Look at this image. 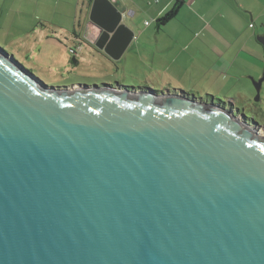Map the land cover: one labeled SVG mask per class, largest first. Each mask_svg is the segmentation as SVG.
<instances>
[{
  "label": "water",
  "instance_id": "95a60500",
  "mask_svg": "<svg viewBox=\"0 0 264 264\" xmlns=\"http://www.w3.org/2000/svg\"><path fill=\"white\" fill-rule=\"evenodd\" d=\"M142 90L49 86L0 49V264H264V129Z\"/></svg>",
  "mask_w": 264,
  "mask_h": 264
},
{
  "label": "crops",
  "instance_id": "0c3cea01",
  "mask_svg": "<svg viewBox=\"0 0 264 264\" xmlns=\"http://www.w3.org/2000/svg\"><path fill=\"white\" fill-rule=\"evenodd\" d=\"M94 2L0 0V37L33 48L44 37L52 39V27L53 36L75 42L68 47L75 65L84 59L78 53L85 44L117 63L149 52L172 59L176 73L217 88L233 102L257 96L254 83L264 74V0H184L165 24L158 20L176 0H99L96 12ZM116 34L131 40L114 58L97 42L108 35L107 46ZM259 101H264V82Z\"/></svg>",
  "mask_w": 264,
  "mask_h": 264
},
{
  "label": "rangeland",
  "instance_id": "374dc122",
  "mask_svg": "<svg viewBox=\"0 0 264 264\" xmlns=\"http://www.w3.org/2000/svg\"><path fill=\"white\" fill-rule=\"evenodd\" d=\"M43 23L41 21L40 25L42 26ZM50 29L52 39L49 40L48 37H44L33 48L26 45L23 46L22 41V44L20 43L22 47L20 48L19 42L10 44L8 41L11 38L3 37H0V47L9 54L14 55L18 62L49 86L64 88L72 87L76 84L117 85L118 83L129 86H145L163 92L171 91L172 94L181 93L173 92L172 90L185 91L191 95L186 96L195 97L202 101L219 102L221 100L226 105L232 102L234 107L245 109L249 120L259 123L262 126L260 128L264 129V101L256 100V96L250 101L233 102L230 100L232 96H227L223 93L218 94L217 88L187 75L176 73V67L171 63L172 59L171 61L167 60L164 56V59L161 60L158 55L151 57L149 52L142 56L143 59H141V55H135V58L127 62L117 63L115 60L98 53L94 46L91 47L95 52L93 54L89 51L87 44H85L83 50L78 53V58L83 57L84 59L80 64L75 65L72 63L71 55L68 51V47L75 46V42L71 40L65 42L64 37L53 36V28L50 27ZM117 89L124 90L125 88L117 87ZM181 94L185 95L184 93ZM254 106V112H252L251 109ZM238 117L243 119L240 115Z\"/></svg>",
  "mask_w": 264,
  "mask_h": 264
},
{
  "label": "trees",
  "instance_id": "16d2710c",
  "mask_svg": "<svg viewBox=\"0 0 264 264\" xmlns=\"http://www.w3.org/2000/svg\"><path fill=\"white\" fill-rule=\"evenodd\" d=\"M184 3V0H176V2L174 3L173 7L171 10L167 11L161 18H159V23L161 24H165L166 22L170 21L171 19H173L177 13L179 12V9L182 7ZM0 49L2 50H5L3 48L0 47ZM7 52V51H6ZM11 55V54H10ZM14 57V55H13ZM14 59L16 60V62L19 64L20 62H18V60L14 57ZM21 64V63H20ZM23 66V64H22ZM114 86H120V87H123V88H129V89H143V90H149L150 88L148 87H145V86H129V85H121V84H118L117 85L115 84ZM148 86V85H147ZM173 92H181V93H184L185 95H188V96H191L189 95V93L185 92V91H179V90H172ZM157 93H162L163 91L161 90H156ZM167 92V91H165ZM171 92V91H170ZM211 97V95H209ZM213 98V96H212ZM197 99V98H196ZM204 100V99H203ZM205 101V100H204ZM206 102H209L208 100H206ZM212 103H218V104H221L223 105L224 107L228 108V109H231L233 110V112L237 115H240L246 122H248L249 124L251 125H254V126H258V127H262L260 125H258L256 122H253V121H250L249 118L247 117V114L245 112H247L245 109L243 108H236L234 107L233 103L231 102L229 105H226L225 103H223L221 100H219V102H215V101H212ZM229 106V107H228ZM252 112H254V107H252ZM264 128V127H263Z\"/></svg>",
  "mask_w": 264,
  "mask_h": 264
},
{
  "label": "built area",
  "instance_id": "2783aa9c",
  "mask_svg": "<svg viewBox=\"0 0 264 264\" xmlns=\"http://www.w3.org/2000/svg\"><path fill=\"white\" fill-rule=\"evenodd\" d=\"M254 24H251V26H253Z\"/></svg>",
  "mask_w": 264,
  "mask_h": 264
}]
</instances>
